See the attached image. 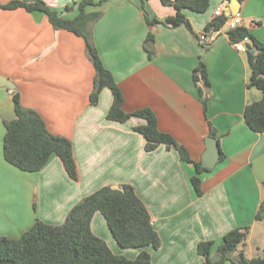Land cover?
I'll list each match as a JSON object with an SVG mask.
<instances>
[{
  "label": "crops",
  "instance_id": "obj_1",
  "mask_svg": "<svg viewBox=\"0 0 264 264\" xmlns=\"http://www.w3.org/2000/svg\"><path fill=\"white\" fill-rule=\"evenodd\" d=\"M13 1L41 2L73 19L78 7L71 12L66 8L81 0L0 4ZM230 3L210 0L205 13L184 10L193 31L148 24L146 17L164 22L176 15L161 0H107L86 9L103 13L93 27V38L123 93L126 113L150 109L159 130L184 146L195 162H202L210 127L215 129L225 157L200 175V197L191 182L195 167L175 148L145 150L144 136L134 131L146 125L144 119H108L114 102L110 89L101 92L98 105L90 104L96 71L81 37L55 30L44 13L0 9V77L15 84L22 105L37 111L51 134L71 140L78 169V180H73L55 155L36 173L5 160L4 122L13 120L15 112L12 90L0 87V237L19 238L37 219L62 225L85 197L106 186L131 185L161 239L159 249H145L153 264H203L202 242L212 243L213 258L219 256L217 250L229 232L247 227L248 239L240 250L250 260L264 259V134L252 131L244 117L246 107L261 101L263 93L250 86L248 51L236 50L226 24L206 31L217 19V10L224 12ZM238 16L241 26L264 43V0H245ZM150 34L151 58L145 49ZM202 34L208 45L200 42ZM200 62L208 69L211 85L207 111L193 80ZM92 230L117 255L135 259L144 250L121 248L100 212L94 215Z\"/></svg>",
  "mask_w": 264,
  "mask_h": 264
},
{
  "label": "trees",
  "instance_id": "obj_2",
  "mask_svg": "<svg viewBox=\"0 0 264 264\" xmlns=\"http://www.w3.org/2000/svg\"><path fill=\"white\" fill-rule=\"evenodd\" d=\"M106 1L81 0L73 7L68 6L66 12H71L75 6L78 7V15L73 19L63 17L59 12L41 2L13 1L7 5L0 4V9L24 8L28 12L44 13L55 30L72 32L81 37L96 71L90 104L98 105L101 92L105 88L110 89L114 102L107 115L108 119L120 123H126L133 117L144 119L146 125L135 127L134 131L144 136L145 150L152 152L162 145L167 149L175 148L183 161L195 167L196 175L192 177L191 182L196 194L200 197L203 195L200 175L209 172L202 166V162L193 161L184 146L178 144L171 135L159 130L158 119L150 109L133 113H126L123 110V93L112 73L104 66L93 38V27L103 13H88L86 10L90 6H101ZM226 1L230 3L232 0ZM238 1L243 3L245 0ZM161 2L165 6L173 7L176 15L164 22L146 17L148 24H163L172 28L185 26L190 31H193V28L185 17L184 10L205 13L210 7V0H161ZM227 21L228 18L223 15L208 24L206 31L220 29ZM228 35L234 43L248 39V44L254 49L248 52L251 69L250 86L261 90L263 98L259 102L248 105L244 117L252 131L264 134V43L244 26L229 30ZM153 46L154 36L150 34L145 41V49L150 58L154 53ZM193 80L199 86L200 100L204 110L207 111L211 85L208 69L204 63L200 62L194 70ZM10 94L14 103L15 118L4 122L5 160L21 171L36 173L44 169L55 155L61 159L68 175L73 180H78V169L71 140L51 134L42 116L37 111L22 105L18 90H12ZM216 135L215 129L211 126L210 137L216 138ZM219 151L220 161H222L225 156L220 147ZM122 187L124 192L106 186L85 197L69 212L62 225H50L37 219L34 225L19 238L1 236L0 264H153L151 254L145 249H159L160 236L152 226L150 213L134 187L131 185ZM263 207L264 201L261 211ZM97 212L105 217L114 239L121 248L144 250L135 259L115 254L92 230V220ZM259 217L261 215H258V219ZM248 234V227L229 232L217 250L221 260L216 263L212 262V243L202 242L199 245V253L204 257L203 264H223L227 261L233 264H264V259L250 260L244 250H240L247 241Z\"/></svg>",
  "mask_w": 264,
  "mask_h": 264
},
{
  "label": "water",
  "instance_id": "obj_3",
  "mask_svg": "<svg viewBox=\"0 0 264 264\" xmlns=\"http://www.w3.org/2000/svg\"><path fill=\"white\" fill-rule=\"evenodd\" d=\"M241 2L238 0H232L229 6L224 9L225 16L227 18L236 17L240 14ZM247 51H254L249 45H246ZM0 87L7 88L9 90H15V84L3 77H0ZM206 152L202 159V166L208 170H213L218 162L220 161V151H219V142L218 139L213 137H208L206 139ZM113 190H119L124 192V188L120 186H112ZM221 260L220 256H214L212 262L216 263Z\"/></svg>",
  "mask_w": 264,
  "mask_h": 264
},
{
  "label": "built area",
  "instance_id": "obj_4",
  "mask_svg": "<svg viewBox=\"0 0 264 264\" xmlns=\"http://www.w3.org/2000/svg\"><path fill=\"white\" fill-rule=\"evenodd\" d=\"M223 15H224V12L222 9L217 10V12H216L217 18L222 17ZM242 23H243L242 18L240 16H236V17L228 18V21L226 22V26L228 27V30H234L237 27L241 26ZM199 40L201 43H203L205 45L209 44V40L207 38V35H205V34H202L199 37ZM248 42H249V40L245 39L242 42L236 43L235 44L236 50L238 52H245L246 51V43H248Z\"/></svg>",
  "mask_w": 264,
  "mask_h": 264
}]
</instances>
